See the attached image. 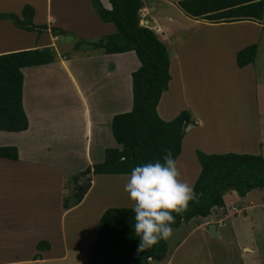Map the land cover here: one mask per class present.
<instances>
[{
	"label": "rangeland",
	"instance_id": "374dc122",
	"mask_svg": "<svg viewBox=\"0 0 264 264\" xmlns=\"http://www.w3.org/2000/svg\"><path fill=\"white\" fill-rule=\"evenodd\" d=\"M50 1V12L57 17V26L61 30L57 34L56 45L49 48L53 56L79 54V47L86 43L90 46L91 41L115 32L114 26H111L110 31L107 26L101 25L97 14L92 10L91 0H0V10L19 16L21 6L31 5L34 9L32 24L37 26L29 32L16 27L13 21H2L0 35L8 38H31L34 34L42 33L43 27H50L46 21ZM142 5L141 24L161 31L157 25L158 20L165 21L162 16L166 15L173 17L179 29L182 28L181 47H178L180 44L173 45L170 49L167 47L172 63L176 64V59L180 62L172 65L175 72L171 69L172 78L162 96L163 111L168 114L167 118H173L174 114L183 110L189 114L194 112L205 124L201 126L202 124L196 123L185 129L183 149L176 160L180 179L189 184L194 183L201 167L196 151L203 149L202 144L210 153H253L264 157V32H260L258 43L254 41L258 46L254 63L239 67L236 62V51L239 49L233 51L238 45L233 47L230 38H236L242 29H247L243 23L235 24L240 30L234 26L228 27L231 31H226L224 25H213L210 23L212 21L195 19L186 14L175 0H145ZM148 11L155 14L156 20L148 15ZM147 18L150 19L148 23L144 20ZM128 56L133 57L132 54ZM120 61V64L124 62ZM139 62H133V66L136 67ZM94 63L87 61L77 66L80 72H87L83 78L90 80L95 76L90 72ZM97 65L98 63L94 67ZM121 74L119 82L124 95H128L120 97L112 105L110 101H106L105 106L113 110H117L115 107L118 106L123 111L130 103V79L127 70H123ZM46 78V84L51 87L47 91L50 96L43 97L42 101L53 99L55 105L50 108L59 117L62 115L64 123L60 124V128H68V132L75 131L77 127L74 126L83 120L73 121L64 109H76L75 106L80 104L79 100H75L78 99V91L63 75L59 76L56 72ZM75 78L78 80L77 76ZM81 90L82 85L79 84V92ZM26 99L31 102L30 93L26 94ZM45 102L50 105L49 100ZM25 113L28 115L27 111ZM158 113L166 119L160 109ZM35 121L36 115L32 118L31 127H28L30 130L25 134L5 130L0 132V145H16L20 149L18 160L0 157V204L2 200L17 198L23 202L31 198L46 202L48 198L45 195L48 194L47 202L57 204L60 200L64 204L73 205L78 201L75 183H86L90 179L82 173L88 167L84 160V148L80 147L81 142H62L61 139L50 137L44 129L36 127ZM99 122L105 127L101 130L103 135L100 139L94 138L88 149L92 159H95L94 154H99L97 158H104L103 146L107 148L119 145L116 140L112 142L111 119ZM38 174L46 178L42 179ZM92 176L95 181L89 197L84 203L77 205L65 220L64 241L69 247L78 246L74 253L81 257L86 254L84 250H88L91 240L96 238L100 218L109 207H132L124 190L127 174L103 173ZM236 197L239 196H235V199ZM237 199L246 206H249L250 201L253 205L243 209L229 206L231 210L214 208L207 217L198 216L182 221L180 226L172 228L171 235L166 239V257L150 261V264H264V187L248 191L243 202L242 198ZM72 215L77 216L74 218ZM215 220L220 234L213 236L209 234L208 226Z\"/></svg>",
	"mask_w": 264,
	"mask_h": 264
},
{
	"label": "trees",
	"instance_id": "16d2710c",
	"mask_svg": "<svg viewBox=\"0 0 264 264\" xmlns=\"http://www.w3.org/2000/svg\"><path fill=\"white\" fill-rule=\"evenodd\" d=\"M97 16L112 22L116 31L91 43L104 53H121L133 50L140 65L131 73L132 108L116 113L111 121L112 135L121 147H107L104 159L89 165L83 176L92 174H128L141 163L163 159L166 149L172 150L175 160L182 147L190 114L183 110L173 119L163 120L157 105L170 81V56L166 44L154 29L140 23L142 0H109L106 8L100 0H91ZM179 5L191 16L213 22L261 19L264 25V0H179ZM34 9L25 4L21 15L0 13L15 26L32 30ZM46 28V27H43ZM55 30V29H54ZM257 44H249L236 52L239 67L253 63ZM54 57L48 48H29L0 53V130L21 131L28 128V118L22 102V68L51 62ZM200 171L193 183L198 193L189 201L182 213H174L172 228L194 217H207L216 207H223L224 194L235 191L240 197L254 188L264 187V157L253 153H206L197 150ZM0 157L18 160L16 145H0ZM87 176V175H86ZM88 177V176H87ZM91 178V177H89ZM86 183H75L77 202L87 192ZM132 207H109L101 216L98 233L87 252V264H150L163 260L168 245L166 239L144 250L138 249L139 237L135 234ZM43 242L38 243V248Z\"/></svg>",
	"mask_w": 264,
	"mask_h": 264
},
{
	"label": "crops",
	"instance_id": "0c3cea01",
	"mask_svg": "<svg viewBox=\"0 0 264 264\" xmlns=\"http://www.w3.org/2000/svg\"><path fill=\"white\" fill-rule=\"evenodd\" d=\"M100 1H102L101 3L104 4L103 5L104 7L106 8L111 7L109 0H100ZM144 1L145 0H142L143 3ZM175 1L176 3L179 2V0H175ZM50 6H51V1L50 4H48L49 12L46 17V21L50 24V27L48 26L46 28H43L42 33H37L36 35L34 34L31 38H27L23 36L8 38L7 36L0 35V53L17 51L21 49H29V48L49 49L50 47L51 48L54 47L56 45V40H58L57 34L60 33L61 30L57 26L59 24L57 22V17L50 12ZM22 7L23 6L19 8L20 12ZM92 10L94 12L93 7ZM5 12L8 11L0 10L1 14ZM148 13H149L148 15H150L155 19V14L153 15L150 11H148ZM162 17L164 18L165 21H162L160 19L158 20V24H157L158 27L161 29V31H158L156 28H152V27L151 28L155 30L158 37L170 49L173 47V45H177L182 42V33L180 30L182 28L179 29L177 24H175V20L173 19V17L166 15ZM194 18L202 19L203 17L197 16ZM99 20L101 21V25L107 26L110 31L112 30L111 26L115 27V25L112 22H105L102 21L100 18ZM144 20L146 23L150 22V19L148 18L147 20L146 19ZM2 21L11 22L12 20L9 18H0V24ZM195 21L196 20H193L192 22L196 23ZM210 23H212L213 25H224L226 26L225 28L226 31L227 30L231 31V29L230 28L228 29V27L233 28L234 26L236 27L235 24H240V23H243L247 27L246 30L242 29L241 32L238 33V36L236 38L234 39L230 38L233 47L238 45L237 48H233L234 49L233 51L241 49L249 44H252L254 43V41L258 43L260 39L259 38L260 32L262 31L264 32V25L261 19H241L236 21H218V22L212 21ZM65 24H62V26L66 27L64 26ZM236 28L237 30L241 29L238 27ZM31 31L32 30H29V32ZM115 31H116V27H115ZM98 40L99 39L97 40L95 39L94 41H91V43L96 42ZM91 45L88 46V44L86 43V45L81 46V48L79 47L78 50L79 54L74 53L73 55H67V54H57V56L52 55L54 59L51 62L38 64L34 66H26L22 68V72L24 76L23 87H22V102L24 105L23 107L26 108V110L25 109L24 110L27 111L29 115L28 127H31L30 124L32 123V118L34 117V115H36V121L34 124L36 125L37 128L41 127L42 129H44L45 132L50 134V137L52 136L53 138L61 139L62 142L63 140H70L72 142L73 141L81 142L80 147L84 148V160H85V164L88 166L96 162H101L104 159V158L103 159L97 158L99 157V154H94L95 159H92V154H90V150L88 151V149L92 146L91 143L93 142L94 138L100 139L99 137L103 135V131L101 132V130L105 126L101 125V122L99 121L101 120L105 121L106 118H110L112 121V118L116 113L131 110L132 102H133L131 73L140 65L139 62V64L136 67H134L135 65L133 66V62L136 63L138 60V58L135 59V52L133 50L121 52V53H104L102 48H94ZM181 45L182 44H180L178 47H181ZM125 54L127 55L125 56ZM128 54H132L133 57L132 58L129 57ZM122 58H126V59H122ZM120 60H123L124 62L120 64L121 62ZM87 61L95 62L90 71L93 72L95 76L90 80L88 78H83L84 74L87 72L85 71L80 72L79 68H77L78 65H80L81 63H86ZM178 62L180 61L176 59V64H174L170 59L169 70H170L171 78H172V74H171L172 65H177ZM96 63H98V65L94 67ZM123 70H127V74L130 79V95L128 96L130 98V103L127 104V107L123 111H120V108H118V106L115 107L117 110L109 109V107L105 106L106 101H110L112 105L113 102L117 103L120 97H127L128 95V94L124 95L123 89L120 85L122 78L121 73ZM25 72H26V78H25ZM54 72L58 73L59 76L63 75L66 81L72 83L75 86L76 91H78L79 93L77 97L78 99L75 100H79L80 104L78 106H75L76 109H72L71 107L68 108L65 107L64 109V111H66L67 114H70L71 119H74L73 121H75L76 119L83 120L79 125L74 126L77 127L75 131L71 130L70 132H68V128L67 130L60 128L61 125H63L64 123H62L63 122L62 115L61 117H59L58 115L55 114L56 112H54L50 108V106L55 105L53 99L47 98L44 101H42L43 97L50 96L49 92L47 91L51 90V87L48 84H46L47 82L46 77L53 74ZM76 76L78 80L75 78ZM76 83L78 84L77 87H76ZM79 84L82 85L81 92H79ZM97 92L100 93L96 94ZM28 93H30L32 97L30 103L26 99V94ZM163 93L159 100V102L161 101L160 104L158 102L159 107L157 105V112H159L160 109V112L165 115L164 117L166 119H164L160 115V113H158L159 116L163 118V120L169 121L173 119L178 113L174 114L173 118H167L168 114H166L163 111L164 107L162 109ZM260 98L263 99L261 95ZM47 100H49L50 102L49 106L45 102ZM190 115H191V119L188 125L186 126V128L191 127L193 124L196 123L199 125L202 124L201 126L205 125L204 122L201 121L202 118L199 115L196 116L194 112L193 113L190 112ZM192 120L194 122H191ZM29 130L30 129L27 128V130L25 129L17 132L20 134H25V132ZM1 131L2 130H0V132ZM98 131H100L99 135H98ZM110 132L113 142L115 138L112 135L111 128H110ZM215 135L217 136V134ZM182 144H183V139H182ZM203 145L204 144H202L203 147L202 151L206 153H210V151L206 150V148H204ZM117 147L120 148L121 145H118ZM182 147H181V151L183 149ZM105 148L106 146H103V151H105ZM18 151L20 155V149H18ZM180 155L181 154H179V156ZM26 158H28L27 154H26ZM86 175L88 177H91L90 186L87 192L84 194L83 198L79 202H74L73 205H68L67 203L64 204V201H60V200H58L57 204L55 202L53 204L47 202L49 199L48 194L45 195V197L48 198L46 202L34 198H31L27 202H23L22 200L19 201L18 198L2 200V204H0V215L2 219V230L0 231V241H2V251H0V255L2 253V258H0V264H87L86 254L85 255L83 254L82 257L80 254H75L74 252L78 249V246L69 247L64 241L65 224H66L65 220L67 215L68 214L71 215V211L74 208H76L77 205H80V203H84L87 200V198L89 197V193L91 192L93 183L95 181L93 180V176L90 173H87ZM38 176H40V174H38ZM60 176L62 178H65L62 174ZM40 178L44 179L46 178V176H40ZM52 191L53 190H51V192ZM52 193L51 195H53ZM247 193L245 194V196L240 197L233 190L226 192L223 196L225 205L223 207H216V209L228 210L230 209L229 206L238 209L250 207L251 205H253L251 201L249 202V206H246L244 204H241V202L239 203V200L237 199L240 197L242 198L241 201L243 202L245 200L244 198L247 196ZM235 196H239V197H236L235 199ZM76 216L77 215L74 216L72 215V217L74 218ZM214 223L216 224V230L218 231V235H219L220 231L217 229L218 224L216 223V220L214 221ZM77 232L78 234H80V231ZM80 239L81 238L79 237L78 240ZM93 241L94 240H91L90 244ZM39 242H43L40 248H38ZM86 251L87 249L84 250V253H86Z\"/></svg>",
	"mask_w": 264,
	"mask_h": 264
},
{
	"label": "clouds",
	"instance_id": "9594fccd",
	"mask_svg": "<svg viewBox=\"0 0 264 264\" xmlns=\"http://www.w3.org/2000/svg\"><path fill=\"white\" fill-rule=\"evenodd\" d=\"M124 190L132 202L134 232L138 249L144 250L167 239L176 220L198 193L194 185L180 179V171L171 149L163 159L135 165L127 174Z\"/></svg>",
	"mask_w": 264,
	"mask_h": 264
},
{
	"label": "water",
	"instance_id": "95a60500",
	"mask_svg": "<svg viewBox=\"0 0 264 264\" xmlns=\"http://www.w3.org/2000/svg\"><path fill=\"white\" fill-rule=\"evenodd\" d=\"M208 231L210 235H218V231L216 230V224L215 223H210L208 226Z\"/></svg>",
	"mask_w": 264,
	"mask_h": 264
},
{
	"label": "bare ground",
	"instance_id": "6f19581e",
	"mask_svg": "<svg viewBox=\"0 0 264 264\" xmlns=\"http://www.w3.org/2000/svg\"><path fill=\"white\" fill-rule=\"evenodd\" d=\"M143 24V23H142ZM125 88V87H124Z\"/></svg>",
	"mask_w": 264,
	"mask_h": 264
}]
</instances>
